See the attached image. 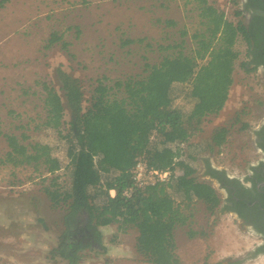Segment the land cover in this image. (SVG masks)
Wrapping results in <instances>:
<instances>
[{
	"label": "trees",
	"instance_id": "trees-1",
	"mask_svg": "<svg viewBox=\"0 0 264 264\" xmlns=\"http://www.w3.org/2000/svg\"><path fill=\"white\" fill-rule=\"evenodd\" d=\"M8 1L0 0V9ZM193 1L200 27L190 35L187 51L185 40L159 45L158 62L143 59L141 73L124 79L96 78L87 97L81 81L60 69L57 88L40 84L45 112L40 128L53 131L66 144L63 167L48 144L30 140L23 130L16 135L0 128L7 147L0 164L31 167L49 207L62 213L61 229L48 251L50 260L81 264L88 254L106 253L101 229L115 225L118 232L135 231L134 251L139 262L182 264L176 253L175 228L187 225L197 201L209 215L219 208L216 191L196 179L189 163V139L206 117L225 106L236 63L249 73L264 66V58L257 63L250 60L247 49L239 60L235 48L237 43L249 46V32L242 21L248 3L243 10L233 11L229 20L206 0ZM256 4L264 5V0H256ZM122 42L127 46L136 41ZM55 44L72 57L68 43L52 33L45 47ZM175 84L189 88L193 107L187 113L172 105ZM263 128L254 134L260 136ZM227 134L226 127L214 129L209 148H221ZM139 160L168 172V179L136 188L130 170ZM58 168L65 169L64 180L55 175ZM206 169V174H219L208 163ZM37 221L45 227L41 219ZM187 234L204 237L206 231L188 230ZM256 253H264V246Z\"/></svg>",
	"mask_w": 264,
	"mask_h": 264
},
{
	"label": "rangeland",
	"instance_id": "rangeland-1",
	"mask_svg": "<svg viewBox=\"0 0 264 264\" xmlns=\"http://www.w3.org/2000/svg\"><path fill=\"white\" fill-rule=\"evenodd\" d=\"M206 1L229 20L233 19L232 12L242 10L244 4V0ZM198 13L193 0H9L0 9L1 130L16 135L23 130L30 140L48 144L63 167L66 144L53 131L40 128L45 117L40 84L57 88L60 69L81 81L87 97L96 78L114 81L139 74L143 59L158 62L157 46L185 40L186 51L191 47L189 37L200 27ZM52 33L68 43L72 57L58 44L45 47ZM126 39L136 42L125 46L122 41ZM235 48L239 60H243L244 45L237 43ZM188 90L180 84L172 89V105L184 113L193 107ZM263 117L262 70L244 73L237 62L225 106L216 115L206 117L189 139L187 153L196 179L216 191L213 183L201 177L204 165L200 157H208L234 176H243L249 164L263 157L248 130L257 127ZM219 127L228 129L227 140L219 149L209 148L212 131ZM6 151L0 137V158ZM65 173V169L58 168L55 175L61 181ZM41 186L31 167L0 164V264H65L48 257L61 229L62 213L49 207ZM218 210L209 215L197 201L187 225L175 228L176 253L181 263L264 264V253L241 260L262 241L242 232L232 215ZM101 230L106 253L88 254L81 264H144L134 251V230L118 232L115 225ZM188 230H205L206 235L190 238Z\"/></svg>",
	"mask_w": 264,
	"mask_h": 264
},
{
	"label": "flooded vegetation",
	"instance_id": "flooded-vegetation-1",
	"mask_svg": "<svg viewBox=\"0 0 264 264\" xmlns=\"http://www.w3.org/2000/svg\"><path fill=\"white\" fill-rule=\"evenodd\" d=\"M243 2L249 4L242 21L250 36L249 46L244 44V56L249 51L250 60L257 63L264 58V5L256 4V0ZM258 69L264 75L263 64ZM262 127L264 121L255 131ZM263 133L260 136L254 134V145L264 156ZM209 167L219 172L215 176L206 174L205 165V177L216 186V192L220 194V211L232 215L241 226L254 232L262 241L259 246H264V159L250 164L241 177L229 175L210 165Z\"/></svg>",
	"mask_w": 264,
	"mask_h": 264
},
{
	"label": "built area",
	"instance_id": "built-area-1",
	"mask_svg": "<svg viewBox=\"0 0 264 264\" xmlns=\"http://www.w3.org/2000/svg\"><path fill=\"white\" fill-rule=\"evenodd\" d=\"M130 175L134 186L139 189L165 182L168 179V172L151 168L142 160L134 163ZM110 195L113 196V191L110 192Z\"/></svg>",
	"mask_w": 264,
	"mask_h": 264
},
{
	"label": "water",
	"instance_id": "water-1",
	"mask_svg": "<svg viewBox=\"0 0 264 264\" xmlns=\"http://www.w3.org/2000/svg\"><path fill=\"white\" fill-rule=\"evenodd\" d=\"M243 5H244V4H243ZM263 121H264V117L259 121L257 127L253 128V129H252V128H249V129H248L249 132L251 133V135L253 136V139H254V131H255L256 129H258V127L263 123ZM257 150H258V149H257ZM258 151H259V150H258ZM259 152H260V151H259ZM260 153H261V152H260ZM199 159L202 161V163H203V165H204V171H205V165H206V163H208L211 167H214V168L219 169V170H223V171L226 172L227 174L232 175V174L228 173L226 170H224V169H222V168H219V167L215 166V165L210 161V159H209L208 157H206V158H202V157H200ZM263 159H264V156H263L260 160H263ZM260 160H259V161H260ZM259 161H257V162H259ZM257 162H256V163H257ZM256 163H255V164H256ZM249 165H250V164H249ZM249 165L247 166V168L249 167ZM201 177L207 179V177H205L204 172L202 173ZM220 212H221V211H220V209H219V210H218V213H220ZM237 222H238V221H237ZM238 226H239V228H240V230H241L242 232H244V233H249V234H251L252 236L257 237V235H256L254 232H252L251 230L245 228L244 226H241L239 223H238ZM261 243H262V242H261ZM261 243H260V244H261ZM260 244H259V245H260ZM259 245H258L253 251H251L250 253H248V254H247L243 259H241V260L251 259V258L257 256L258 254H261V253H256V249L259 247Z\"/></svg>",
	"mask_w": 264,
	"mask_h": 264
}]
</instances>
